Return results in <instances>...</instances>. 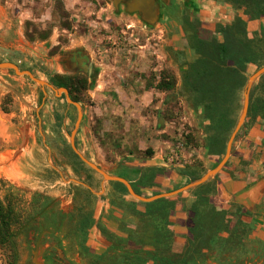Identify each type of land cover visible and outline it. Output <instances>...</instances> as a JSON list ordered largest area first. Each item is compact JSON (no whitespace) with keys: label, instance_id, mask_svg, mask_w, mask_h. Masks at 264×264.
<instances>
[{"label":"rangeland","instance_id":"rangeland-1","mask_svg":"<svg viewBox=\"0 0 264 264\" xmlns=\"http://www.w3.org/2000/svg\"><path fill=\"white\" fill-rule=\"evenodd\" d=\"M131 1L0 0V63H13L53 85L59 65H71L66 53L81 50L86 56V86L80 84L81 90H74L83 112L76 146L108 174L116 172L129 157L139 161L152 157L151 142L155 139L173 140L168 158L175 160L195 139L188 130L181 137L172 131L158 134V118L182 102L191 109L181 90L183 71L196 58L187 46L185 19L198 18L200 10L214 4L210 0H165L167 5L160 10L156 0L158 19L150 25L141 12H129ZM211 34L201 29L202 37L210 38ZM59 52L63 53L61 58ZM254 71L252 68L250 73ZM161 83L170 90H159ZM77 119V109L50 89H42L11 70H0V201L12 209L21 224L42 218L47 229L42 237L40 229L34 232V226H29L30 232H24L22 238L0 239V264H122L125 253L139 249L129 240L125 245L105 238L106 246L100 243L99 225L117 231L124 224L136 238L144 225L119 209L127 210L134 199L111 182H104L71 149L70 136ZM201 130L195 134L203 133V126ZM223 157L218 155L214 164L171 165L179 171H194L200 179ZM178 172L175 180L155 190L141 187L145 197L191 183ZM134 186L139 187V182ZM255 216L264 220V206ZM87 218L86 243L81 227ZM17 228L11 232L16 233ZM262 232L256 226L247 239L246 264H264ZM48 234L53 237L45 238ZM96 234L100 240L95 239ZM48 246L55 248L56 255L48 254L45 259L41 249ZM182 249L183 245H174L175 252ZM219 260L222 264L235 262L225 255ZM206 264L218 263L210 258Z\"/></svg>","mask_w":264,"mask_h":264},{"label":"trees","instance_id":"trees-1","mask_svg":"<svg viewBox=\"0 0 264 264\" xmlns=\"http://www.w3.org/2000/svg\"><path fill=\"white\" fill-rule=\"evenodd\" d=\"M210 1L227 5L236 14L230 26H217L216 33L221 34V38L213 33L210 38L202 37L201 21L198 18L185 19L187 46L196 58L188 63L183 71L181 90L188 98L192 110H203L204 120L208 122L203 126V143L208 153L220 156L225 155L227 143L239 121L247 81L253 73L264 67V0ZM249 23H259V27L249 30ZM252 68H255V71L251 74ZM165 80L163 79L164 82ZM76 81L73 87L77 89L67 83H61L59 87L69 88L72 93L74 90L79 92L80 84L85 87L86 81ZM53 85L58 86L56 83ZM164 85L165 83H161L159 90L169 91L170 87ZM74 100L80 101L77 97ZM258 119L264 120V76L252 89L248 116L236 141ZM192 143H195V139ZM178 173L190 182L199 179L194 171L185 170ZM164 175L163 169L148 168L139 178V187L133 185V188L139 195L145 196L141 187L156 188L157 177ZM217 181L218 176L189 193L195 200V209L192 210L193 226L190 228L192 237L187 240L181 252L174 251L175 241L170 215L175 212L177 205L186 201L184 198L164 199L151 204L133 200L127 210L120 207L124 213L128 212L132 218L138 219L140 225H144L143 229L139 230L142 233L140 238H136V233L129 231L124 224H121L117 231L108 225H99V231L108 241L125 245L129 240L139 247L125 253L122 256V264H206L210 258L222 264L219 258L224 255L230 256L235 261L234 264H246L247 239L256 225L242 227L241 223L231 224L229 211L214 203ZM111 184L128 193L123 185L113 182ZM121 202L125 200L121 199ZM21 225L12 209L8 210L0 201V239L9 240L12 237L11 229ZM89 228L90 219H84L81 230L86 233V243L89 239Z\"/></svg>","mask_w":264,"mask_h":264},{"label":"crops","instance_id":"crops-1","mask_svg":"<svg viewBox=\"0 0 264 264\" xmlns=\"http://www.w3.org/2000/svg\"><path fill=\"white\" fill-rule=\"evenodd\" d=\"M235 14L231 7L215 2L213 6L210 5L208 8L200 10L198 19L202 23V29H206L221 38V34L216 33L217 26H230ZM258 27L259 23H249V30H255ZM67 60L70 61V59ZM61 66L60 64L58 71L61 70ZM164 110L162 108L161 112ZM207 124L201 108L194 111L184 102L178 106H171L165 116L162 114L158 118V134L165 135L172 131L173 135L177 133L181 137L188 130V133L195 136V143L188 145L182 157L175 160V157L168 158L170 154L168 150L173 145V140L168 138L155 139L151 142L152 157H147L142 161L132 160L129 157L123 161L116 172H111L109 175L124 178L133 186L135 182H139L144 170L148 168L163 169L165 175L156 179L157 187H159L161 184L170 183L176 179L179 170L171 165L173 162L177 163V168L189 167L197 162L216 163L217 156L209 154L208 149L204 146L205 135L202 132L195 134V131H202V126ZM105 190L107 191L106 188ZM186 194H188L186 201L177 205L175 212L170 215L175 244H181L183 247L187 240L192 237L190 228L193 226L192 210L195 209V200L189 193ZM214 203L229 211L232 217V225L241 223L242 227L260 226L264 239V220L255 216V212L259 208L263 209L264 206V120L258 119L235 142L229 165L218 175L217 195ZM255 236L256 233L251 238L254 239ZM95 239H101L102 242L100 243L105 245L103 236L99 239V235L96 234ZM44 250L41 249V256Z\"/></svg>","mask_w":264,"mask_h":264},{"label":"water","instance_id":"water-1","mask_svg":"<svg viewBox=\"0 0 264 264\" xmlns=\"http://www.w3.org/2000/svg\"><path fill=\"white\" fill-rule=\"evenodd\" d=\"M113 1L117 3L118 0H113ZM156 6H157L156 0H132L128 5V10L129 12H141L143 14V18H145V21L148 24L152 25V23L158 19V9ZM0 70H11L19 77H27L31 81H33L35 84L39 85L42 89H45V88L50 89L55 94L56 97H61L64 95L66 102L69 105H73L74 107H76L78 111V119H77V122L74 128V131L72 132L70 136V146L73 152L87 167H89L92 171L100 175L103 178L104 182H109V183L113 182V183H119L123 185L132 199L140 203H143V204H151V203L164 200V199H173L181 195H184L186 193L192 192L198 189L199 187L207 184L214 178H216V176H218L224 170V168L227 166V164L229 163L231 159L235 140L246 122L248 112H249V107H250V96H251L252 89L255 86V84L264 76V67H262L249 77L245 90H244V102H243V108H242L239 121L227 143L226 153L222 161L217 165V167L208 171L200 179L193 181L190 184L182 188H179L178 190H175L169 193L155 195L152 197H145L143 195H139L134 190L133 186L127 180H125L124 178L118 177V176L109 175L103 169H101L99 166L89 161L85 156H83L80 153V151L78 150L76 146V136H77V133L79 131V128L82 122L83 112H82L81 106L71 99L69 95V91L66 88H56L55 86L45 81H41L37 79L30 71H22L18 68L17 65L13 63H0ZM49 208L50 207L45 209L42 212V214L45 213Z\"/></svg>","mask_w":264,"mask_h":264},{"label":"flooded vegetation","instance_id":"flooded-vegetation-1","mask_svg":"<svg viewBox=\"0 0 264 264\" xmlns=\"http://www.w3.org/2000/svg\"><path fill=\"white\" fill-rule=\"evenodd\" d=\"M158 5L160 7V10H162L167 5V3L165 2V0H159ZM62 54L63 53L59 52L57 56L59 58H61ZM66 55H67V57H70V62H71L70 64L71 65L69 64L70 66L67 68L66 65L64 64L61 66V70L55 72V76L57 77V80L55 81V83L58 85V86H56L57 88H65V87H59L60 84L62 83L61 80H64L63 83H67L70 87H73L74 83L77 82L76 80H78V79L83 80L84 77H86V76L89 77V74L87 73V70L84 67L85 66L84 62L86 60V56L83 54V52L81 50H75L71 53H66ZM66 89L69 91V95H70L71 99L74 102H76L74 100V96H75L74 93L70 92L69 88H66ZM61 98L65 99L64 95L61 96ZM65 101H66V99H65ZM76 103H78V102H76ZM70 107H73L76 109V107H74L73 105H70ZM41 219H40V221H38L37 218H33V219L30 218V219L26 220L24 222V224L22 223V225L20 227L18 226L16 233L12 232V237L10 239L13 241L15 238L16 239L22 238V235L24 232H27V231H28V233L30 232L31 226H34V229H33L34 232H36V231L38 232L40 229L41 232H39V233H40V236L42 237L41 233L47 231V229L44 227L43 223H41ZM50 237H53V236L51 234L45 235V238H50ZM29 240L30 239H28V243H29ZM42 242H44V241H42ZM42 246H44V244H42ZM42 248L44 249V247H42ZM54 249L52 248V246H48L44 250L42 256H44L45 259H46V255H48V254H50V255L53 254L55 256L56 253H55V251H53ZM51 251H53V252L50 253ZM58 261H59V259H58Z\"/></svg>","mask_w":264,"mask_h":264}]
</instances>
